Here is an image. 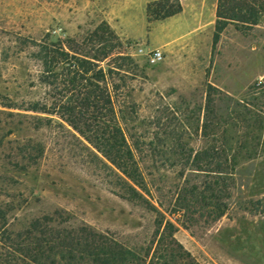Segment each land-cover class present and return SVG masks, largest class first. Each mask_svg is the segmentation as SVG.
<instances>
[{
  "label": "rangeland",
  "instance_id": "1",
  "mask_svg": "<svg viewBox=\"0 0 264 264\" xmlns=\"http://www.w3.org/2000/svg\"><path fill=\"white\" fill-rule=\"evenodd\" d=\"M154 1L0 0V264H31L18 243L47 218L132 247L154 238L156 214L124 196V176L62 117L68 100L45 72L44 48L70 39L77 50L99 54L103 44L91 41L98 31L116 44L107 28L122 45L100 65L112 69L116 120L146 178V199L167 211L176 240L199 264H264V26L230 25L214 47L218 0H179L178 15L150 22ZM141 48L161 49L164 58L152 64ZM210 85L228 96L215 98L214 110L228 122L226 137L247 141L245 159L223 217L200 208L171 216L180 189L213 180L187 161L212 145L203 136ZM36 105L47 111H32Z\"/></svg>",
  "mask_w": 264,
  "mask_h": 264
},
{
  "label": "trees",
  "instance_id": "2",
  "mask_svg": "<svg viewBox=\"0 0 264 264\" xmlns=\"http://www.w3.org/2000/svg\"><path fill=\"white\" fill-rule=\"evenodd\" d=\"M181 11L179 0L174 3L172 0H159L148 5L147 16L150 22L159 21L174 17ZM216 17L214 47L230 25L243 31L264 26V0H218ZM106 30L120 47L119 38L109 28ZM98 32L91 41L103 44L97 49L99 54L77 50L70 39L68 43L51 44V48H44L45 72L53 79L51 85L56 86L58 82L62 86L58 94L68 100L62 117L124 176V196L131 201L145 203L156 214L157 230L149 245L132 247L90 226H64L69 223L68 220H61L53 226L56 221L47 218L43 222L32 223L25 234L28 237L18 243L19 253L31 264H199L176 240L177 225L167 218L162 205L157 208L145 197L149 193L146 178L116 120L109 83L112 69L106 71L100 65L117 46L109 44ZM118 54L119 59L133 63L131 56H121L122 52ZM57 65L63 66L60 74L56 72ZM225 97L228 96L218 88L208 87L203 136L206 139L212 137V145L197 151L194 157L190 153L187 158L194 165V170L210 174L213 180L201 187L188 185L180 189L170 211L171 216L191 214L200 208L216 220L228 211L226 200L231 198V181L245 159L242 152L247 148V141L226 137L228 122L221 113L216 115L214 110L215 98L223 102ZM241 107V103L235 104V123L243 121ZM30 109L47 111L38 105ZM258 123L259 132H262L263 122ZM253 140L260 141V137Z\"/></svg>",
  "mask_w": 264,
  "mask_h": 264
},
{
  "label": "built area",
  "instance_id": "3",
  "mask_svg": "<svg viewBox=\"0 0 264 264\" xmlns=\"http://www.w3.org/2000/svg\"><path fill=\"white\" fill-rule=\"evenodd\" d=\"M138 53L146 56L152 64L159 63L164 58V52L161 49H153L146 52L143 48H141Z\"/></svg>",
  "mask_w": 264,
  "mask_h": 264
}]
</instances>
